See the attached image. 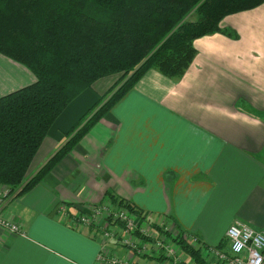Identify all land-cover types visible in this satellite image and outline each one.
<instances>
[{"label": "crops", "instance_id": "1", "mask_svg": "<svg viewBox=\"0 0 264 264\" xmlns=\"http://www.w3.org/2000/svg\"><path fill=\"white\" fill-rule=\"evenodd\" d=\"M220 26L238 37L196 39L181 77L147 71L40 183L9 202L23 234L0 230V264H109L98 261L99 240L69 224L60 208L70 216L111 197L131 202L149 222L175 223L222 250L234 220L264 232V3L226 16ZM34 81L0 54V96ZM110 83L96 82L58 116L30 175L66 143ZM105 248L108 259L163 264L121 243ZM180 254L182 264H192Z\"/></svg>", "mask_w": 264, "mask_h": 264}, {"label": "trees", "instance_id": "2", "mask_svg": "<svg viewBox=\"0 0 264 264\" xmlns=\"http://www.w3.org/2000/svg\"><path fill=\"white\" fill-rule=\"evenodd\" d=\"M264 0H0V54L35 81L0 96V186L10 201L40 183L51 168L150 69L181 77L198 38L222 33L228 15ZM110 79L98 102L67 133L66 143L37 172L32 160L66 107L96 82ZM135 215L131 202L114 199ZM169 236L192 264H210L175 223ZM221 247V245H219Z\"/></svg>", "mask_w": 264, "mask_h": 264}, {"label": "built area", "instance_id": "3", "mask_svg": "<svg viewBox=\"0 0 264 264\" xmlns=\"http://www.w3.org/2000/svg\"><path fill=\"white\" fill-rule=\"evenodd\" d=\"M8 189L0 186V230L6 235L23 234L22 226L13 220L8 213L10 197ZM64 219L69 224L87 228L94 238L101 243L98 261L109 264H136L129 258L114 255L108 259L106 244L117 242L131 248L133 252L147 258L161 260L163 264H182L180 249L171 238L177 232L171 223H153L145 219L143 214L135 215L126 207L110 201L92 205L89 208L68 216L67 210L60 208ZM171 235V237L169 236ZM188 240L199 246L195 235L184 233ZM227 250L204 245L202 254L210 264H263L264 232L252 228L247 223L234 220L225 231ZM202 244V243H201ZM182 253V252H181ZM184 255V254H183Z\"/></svg>", "mask_w": 264, "mask_h": 264}, {"label": "rangeland", "instance_id": "4", "mask_svg": "<svg viewBox=\"0 0 264 264\" xmlns=\"http://www.w3.org/2000/svg\"><path fill=\"white\" fill-rule=\"evenodd\" d=\"M114 203V202H113ZM117 203V202H116ZM119 205V204H118ZM120 248H122V247H120ZM145 261H147L146 259H144Z\"/></svg>", "mask_w": 264, "mask_h": 264}]
</instances>
